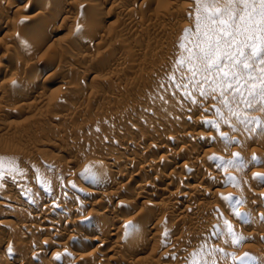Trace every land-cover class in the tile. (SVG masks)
Here are the masks:
<instances>
[{
	"label": "rangeland",
	"instance_id": "rangeland-1",
	"mask_svg": "<svg viewBox=\"0 0 264 264\" xmlns=\"http://www.w3.org/2000/svg\"><path fill=\"white\" fill-rule=\"evenodd\" d=\"M5 1L7 0H0V16L1 14L5 16L0 22H9V29L0 34V40L6 37L2 46L0 45V171L3 175V179H0V252L4 247H9V252L5 254L9 262L6 260L8 263L5 261L1 263L100 264L102 260L101 264H203L211 253V259L216 261V264H234L232 260L224 258V254L229 257L235 256L239 260L247 253L257 258V264H262L264 184L255 177H264V137L247 138L245 135L232 133L229 128L221 125L220 131L239 141V146L234 145L226 149L218 142L217 132L208 130L202 124L204 121H215V116L204 114L195 106L189 113L186 109L174 108L171 105L162 107L159 100L153 102L154 98L167 96L164 88L169 86V77L175 73L177 60L184 55L178 46L182 41L186 42L185 32L194 29L195 26L193 0H178L175 2L176 5L171 4V0H147L149 3L146 5L142 3L143 0H123L125 6L119 3L118 5V0H93L92 3L89 0H66V3L64 0H56V3L59 1L65 7V17H56L57 20L55 18L53 20V15L48 11L34 9L43 0L15 2L13 0L9 9L3 6ZM88 2L96 7H91ZM42 11L45 15L41 17L39 14ZM33 12L39 13L37 22L30 25L32 27L22 28L27 16ZM46 13L54 22L50 21L48 15L46 17ZM130 17H133L134 21L132 26L127 25ZM62 18L69 22L59 24ZM42 19L44 23H41ZM39 25L45 26L42 27L43 31L41 30L43 34L38 32ZM18 27L23 33L22 31L19 33ZM7 37L15 42L16 47L13 42L8 43ZM75 39H83L85 42L79 47L74 46L72 40ZM18 40L22 42L23 45L19 44L23 46L22 48L17 46ZM17 47L20 48V53L16 50ZM30 52L33 53L32 56ZM16 60L21 61L20 65L14 63ZM29 69L34 71L33 73L36 72L35 78L25 74V70L28 73ZM86 70L93 72L88 74ZM160 85H164V88ZM211 103L207 102L205 107ZM254 115L264 118V114L261 113ZM169 125L179 130L178 134L172 135V137L177 135L178 140H184L187 137L186 133H199L200 137L196 139L187 137V140L191 141L197 157L205 154L206 161H209L205 162L202 168L201 163L200 169L197 168L199 171L195 172L198 173V177L204 174L207 176L203 181L196 180L195 184L202 186L200 190L202 193L195 195L187 207L199 208L198 204L203 203L201 205L204 208L199 210L198 219H194V216L191 219L192 211L188 210L179 214L182 219L173 211L171 213L170 210L175 207L172 206L174 201L162 200L158 196V192L165 185L154 186L151 183L158 173L167 176L171 173L170 175H174L170 187L174 190L181 182L179 179L182 176L187 177L185 169L192 165L187 160L192 157L190 152L193 150L183 152L175 142L170 141L169 136H160V130L168 128ZM143 137L146 138V142H142ZM158 139L163 140V143L160 141L162 144H159ZM135 143L164 145L161 153L156 150L149 151L147 148L141 153L142 155L148 152L146 158L152 161V164L155 163L152 165L153 171L149 173L151 175L146 176L147 173L144 172L139 174V160L142 156L140 157V153L138 155L133 153ZM121 146L126 149L120 150ZM179 153L181 158L184 157V163H188L187 168L184 166L182 170L175 168L164 170L156 161L159 156L170 157ZM234 154H238L246 161L243 170L232 166L218 169L212 162L213 157L219 161H231ZM253 157L256 161L252 160ZM131 158L132 162H129ZM112 162L116 165L109 171H103L102 182L123 174L124 177L120 179L128 186L126 192L120 195V199L127 202L131 200L132 206L129 208L134 207L130 210L127 207L128 203H119L114 208V215L121 214L128 222L135 214L139 215L143 211L142 213H147L149 218L140 225L143 230L139 231L137 238L126 236L130 228V224L125 226L126 222L121 226H114H118L120 238L109 236L114 232L109 223L110 231H107L109 234L105 230L99 235L103 236L104 239L102 237L101 239L105 241L100 244L101 246L98 245L99 242L78 245L76 240H84L89 233L80 225L72 224L73 218L86 216L100 205L101 208H105L110 200L105 197L100 199L101 195L108 193L109 196L115 192L110 181L92 186L96 192L95 197L82 195L78 188L91 187L90 182L94 174L97 176L101 171L102 164H113ZM87 169H91V173L82 178ZM135 173L139 176L136 177ZM212 173L220 175L219 192H213L210 188L215 180L209 177ZM145 183L148 185V194L136 200V191H133L135 185ZM129 186L132 188L131 191ZM213 193L216 198L214 196L211 198ZM229 197L233 198L232 202L223 199ZM214 199H217L216 203ZM236 200L240 202L239 212L246 214L243 222L230 214V210L236 207L234 203ZM152 202L159 205L156 207L157 203ZM176 208L177 206L173 209ZM57 212L62 214L59 220L60 235L55 236L47 232L46 234L43 229L45 225H42L41 221L46 216L55 218ZM7 220L12 224L6 223ZM225 220L232 225L234 236L243 239L239 245L233 244V237L227 236L226 229L222 232V239L215 236L218 227L224 229ZM191 226L195 231L194 228L199 226L200 232L194 231L195 234L191 231ZM150 238L154 239L153 246L145 244ZM112 244H117L121 252L117 250L114 253L110 248ZM49 245L50 250L45 251ZM71 245L74 246L73 251L67 249ZM80 246L85 248L81 249ZM19 250L24 251L23 253L26 251L27 256L22 262L20 258L14 262ZM88 252L93 253L92 258L79 257L80 254Z\"/></svg>",
	"mask_w": 264,
	"mask_h": 264
},
{
	"label": "snow or ice",
	"instance_id": "snow-or-ice-1",
	"mask_svg": "<svg viewBox=\"0 0 264 264\" xmlns=\"http://www.w3.org/2000/svg\"><path fill=\"white\" fill-rule=\"evenodd\" d=\"M193 2L194 29L185 32L186 42L182 41L178 46L184 55L176 62L175 73L169 77V86L164 88L160 85L167 96L154 98L153 102L159 100L162 107L171 105L189 113L195 106L203 113L215 116V121L202 124L217 132L218 142L226 149L239 146V141L220 131L221 125L247 138L264 137V118L254 115L264 114V0ZM209 101L212 103L205 107ZM252 160L256 161V158ZM212 162L218 169L232 166L239 170H243L246 163L238 154H234L231 161H219L213 157ZM90 173L91 169H87L82 178ZM0 179H3L2 171ZM255 179L264 184V177ZM223 199L233 201L231 197ZM234 203L236 207L230 210V214L243 222L246 214L239 212L238 200ZM225 229L227 236L233 237V244L243 242L242 238L234 236L233 227L226 220L224 229L218 227L215 236L222 239ZM211 255L208 254L203 264H216ZM224 258L234 264H257V258L247 253L239 260L227 254Z\"/></svg>",
	"mask_w": 264,
	"mask_h": 264
},
{
	"label": "bare ground",
	"instance_id": "bare-ground-1",
	"mask_svg": "<svg viewBox=\"0 0 264 264\" xmlns=\"http://www.w3.org/2000/svg\"><path fill=\"white\" fill-rule=\"evenodd\" d=\"M39 1V0H38ZM66 0H64V2H65ZM70 1H72V0H70ZM75 1V0H74ZM73 1V2H74ZM77 1V0H76ZM90 2L92 1V2H94L93 0H89ZM114 1V0H113ZM149 1V0H148ZM147 0H143L142 1V3H145L144 5H146V4H148L149 2H148ZM186 1V0H185ZM13 2V0H7V1H5V4L3 5L4 7H8V9H9V7H10V5H11V3ZM14 2H15V0H14ZM91 2V3H92ZM127 2V1H126ZM148 2V3H147ZM175 2H178V0H171L170 1V3L171 4H175ZM2 3V2H1ZM66 3V2H65ZM76 3H78V2H76ZM89 3V2H88ZM91 3H89V4H91ZM123 4V0H118L117 1V4ZM27 4V3H26ZM80 4V3H79ZM97 4V3H96ZM118 4V5H119ZM125 4V3H124ZM123 4V6H125ZM13 5V4H12ZM28 5V4H27ZM63 5H64V3H63ZM66 5V4H65ZM88 5V4H87ZM143 5V4H142ZM176 5V4H175ZM14 6V5H13ZM24 6V5H23ZM34 6V5H33ZM93 5L91 4V7H92ZM95 6V5H94ZM93 6V7H94ZM36 8H34V9H36V10H39V11H41V10H45V12L46 11H48L51 15H53V17H52V19L53 18H55L56 19V17H65L64 15H65V7L64 6H62L61 5V3H59V1L56 3V0H43L39 5H37V6H35ZM70 7V6H69ZM96 7V6H95ZM117 7V6H116ZM18 8V7H17ZM22 8H24V7H22ZM71 8V7H70ZM74 8V7H73ZM121 8V7H120ZM1 9H5V8H2L1 7ZM68 9V8H67ZM81 9V8H80ZM84 9V8H83ZM94 9V8H93ZM24 10V9H23ZM69 11H70V9H68ZM5 11H7V10H5ZM10 11V10H9ZM35 11V10H34ZM39 11H37V12H39ZM17 12H18V9H17ZM36 12V11H35ZM43 12V11H42ZM42 12H40V16L41 15H45V13L44 14H42ZM2 13V12H1ZM158 13H160V12H158ZM18 14V13H17ZM37 13H32L31 15H29V16H27V18L25 19L26 21L24 22V24H22V28H25V27H28V26H30V25H33V23H35V22H37V20L39 19L38 17H39V15H38ZM14 15V14H13ZM47 15H48V13H46V17H47ZM20 16V15H19ZM5 16L4 15H2L1 14V16H0V20L1 19H3ZM25 17V16H24ZM42 17V16H41ZM51 17V16H50ZM18 18V17H17ZM44 18V17H43ZM48 18H49V15H48ZM131 18V17H130ZM133 18V17H132ZM132 18L130 19V21H127V25L128 26H132L133 24H134V21L132 20ZM21 19V18H20ZM50 19V21H52V22H54L53 20H51V18H49ZM129 19V18H128ZM12 20V19H11ZM43 20V22H41V23H44V19H42ZM57 20V19H56ZM24 21V20H23ZM47 21V20H46ZM3 22V21H2ZM5 22V21H4ZM17 22V21H16ZM51 22V23H52ZM67 22H69V21H67V19H63L62 18V20H61V22H59V24H63V23H67ZM124 22V21H123ZM8 23L9 22H5V23H1L0 22V34L1 33H3L4 31H6L7 29H9L8 28ZM12 23V22H11ZM39 23V22H38ZM57 23V22H56ZM19 24V23H18ZM17 24V25H18ZM40 24V23H39ZM49 24H50V22H49ZM55 24V23H54ZM139 24V23H138ZM16 25V24H15ZM21 25V24H20ZM35 25V24H34ZM53 25V24H52ZM51 25V26H52ZM125 25V24H124ZM10 26H11V24H10ZM44 26V25H43ZM42 26V27H43ZM137 26V25H136ZM140 26V25H139ZM30 27H32V26H30ZM40 25L39 26H37V29H38V32H41V30L43 29ZM45 27V26H44ZM47 27V26H46ZM50 27V26H49ZM62 27V26H61ZM19 28V27H18ZM36 28V27H35ZM28 29H31V28H27V30ZM45 29V28H44ZM134 29H135V26H134ZM133 29V30H134ZM27 30H26V32H27ZM10 31V30H9ZM19 33L22 31H20V28H19ZM25 31V30H24ZM30 31V30H29ZM34 31H36V30H34ZM43 31V30H42ZM139 31V30H138ZM137 31V32H138ZM38 32H37V34H38ZM14 33V32H13ZM22 33H23V31H22ZM32 33V32H31ZM42 33V32H41ZM44 33V32H43ZM42 33V34H43ZM26 34V33H25ZM33 34H34V32H33ZM40 35V34H39ZM4 36V35H3ZM35 36V35H34ZM82 36V35H81ZM27 37V36H26ZM36 37V36H35ZM75 37V36H74ZM6 38V37H5ZM5 38L4 37H2L1 39L2 40H0V45L2 46V42H3V39L5 40ZM8 39V43L10 42V44L13 42L11 39H9V37H7ZM19 38V37H18ZM17 37H16V39H18ZM22 38V37H21ZM25 38V37H24ZM28 38V37H27ZM72 38V37H71ZM20 39V38H19ZM38 39V38H37ZM70 39V38H69ZM29 40H31V39H29ZM71 40V39H70ZM19 41V43L17 44V46H19V44H22V42L20 41V40H18ZM17 41V42H18ZM6 42V41H5ZM32 42V41H31ZM72 42H73V45L74 46H76V45H78V47H79V45L80 44H82L83 42H85V41H83V39H81V40H76L75 39V41H73L72 40ZM15 42H13L12 44H14ZM4 44V43H3ZM7 44V43H6ZM5 44V45H6ZM26 44V43H25ZM70 44V43H69ZM23 45V44H22ZM21 45V46H22ZM35 45V44H34ZM34 45H32V47L34 46ZM4 46V45H3ZM11 46H13V45H11ZM21 46H19V47H21ZM25 46V45H24ZM14 47H16L15 46V44H14ZM23 47V46H22ZM21 47V48H22ZM26 47V46H25ZM35 47V46H34ZM6 48V47H5ZM29 48V47H28ZM28 48H26V49H28ZM81 48V47H80ZM10 48L8 47V50H9ZM14 49V48H13ZM16 49V48H15ZM14 49V50H15ZM20 49V48H19ZM18 49V47H17V49L16 50H18L19 51V53H20V50ZM24 49V48H23ZM33 49H35V48H33ZM65 49V48H64ZM76 49V48H75ZM25 50V49H24ZM29 50H31L32 52H33V50L32 49H29ZM77 50V49H76ZM10 51H12V50H10ZM22 51V50H21ZM7 52V51H6ZM9 52V51H8ZM15 52V51H14ZM23 52V51H22ZM24 52H26V51H24ZM27 52H29V51H27ZM32 52H30L31 53V56H32ZM10 53V52H9ZM30 53H28V54H30ZM15 54V53H14ZM27 54V53H26ZM25 55V54H24ZM16 56V55H15ZM27 56V55H26ZM11 57V56H10ZM23 57V56H22ZM2 58V57H1ZM27 58V57H26ZM19 59V58H18ZM31 59V58H30ZM13 61V60H12ZM17 62H14L15 64H18V65H20V63H21V61L20 60H16ZM26 61V60H25ZM24 61V62H25ZM27 63V62H26ZM30 63V62H29ZM35 63V62H34ZM23 64H25V63H23ZM22 64V65H23ZM33 64V63H32ZM29 66V65H28ZM17 68H19V67H17ZM26 68V67H25ZM24 68V69H25ZM28 69V68H27ZM30 70V69H29ZM94 70V69H93ZM34 72V71H33ZM31 70L27 73L26 72V70H25V74H29L31 77L33 76L34 78L36 77V75H35V73H33ZM56 72V71H55ZM62 72V71H61ZM86 72H88V74L90 73L91 74V72H93L92 70H86ZM85 72V73H86ZM60 73V72H59ZM57 74V73H56ZM28 75V76H29ZM52 75H53V73H52ZM58 76H59V74H57ZM23 76V75H22ZM55 76V75H54ZM38 77V76H37ZM61 77H63V75L61 76ZM50 78V77H49ZM55 78V77H54ZM20 79V78H19ZM47 79V78H46ZM62 79V78H61ZM16 80V79H15ZM34 80V79H33ZM31 83V82H30ZM43 83V82H42ZM33 88V87H32ZM44 89V88H43ZM40 93V92H39ZM204 114H206V113H204ZM205 117V116H204ZM58 119L60 120L61 118H59L58 117ZM66 119V118H65ZM64 120V119H63ZM198 122V121H197ZM159 131V130H158ZM181 131V130H180ZM157 132V131H156ZM202 132V131H201ZM178 134L179 133V130L176 128V127H172L171 125H169V127L168 128H162V130H160V136H169L168 138H170V141L171 142H175L178 146H179V148H181V150H183V152H184V150L186 151H188V150H193V152H190V154L192 153V157L191 158H188V160L187 161H189L192 165L190 166L189 165V167L190 168H187L186 167V164H188V163H184V157L183 158H181V154L179 153V154H177V155H174V156H170V157H164V156H159L158 158V160H156V161H158V165H161V166H163V168H164V170H169L170 168H175V169H183L184 168V166L187 168V169H185V171H187L186 172V175H187V177H181V179H179V180H181V182L179 183V185L177 186V188L176 189H171V187H170V185H171V181H172V176L174 175H161V174H159L157 171L155 172L156 174H157V176H155L154 177V180L151 182V183H153V185L154 186H159V185H165L164 186V188H162L161 190H160V192H158V196L159 197H161L162 198V200L163 199H165V200H169L170 199V201L171 200H173L174 201V203L172 204V206L173 205H175V207L177 206V208H176V210H174L175 209V207H173L172 208V210H170V212L171 213H175V214H177L178 215V217H180V215H181V213L182 212H186L187 210L188 211H192L191 212V219H192V216H194L193 218L194 219H196L197 217L199 218V214H198V212L200 213V211L199 210H201V209H203L204 207L201 205V204H203V203H199L198 205H199V208H190L189 207V209H187V207L189 206L188 204H191V203H189L190 201H191V199L192 198H195L194 196L195 195H197L198 196V194L200 193H202V192H200V190H201V187L200 186H198L197 184H195V182H196V180L197 179H199L200 181L202 180H204V179H206L205 177L207 176V175H202V176H200V177H198L197 176V174L198 173H196L195 174V172L196 171H199V170H197V168H199V166L201 165V163H202V166H200V168H202L204 165V163L205 162H208L209 163V161H206L207 160V156L205 155V154H203V155H200L201 157H197V153L194 151V149H193V147H192V144H191V141H189V139L187 140V137H190V138H192V139H196V137H198L199 136V133L197 134V133H195V132H192V133H186L185 135L187 136V137H185V139L184 140H178V139H176V136H173L172 137V135H175V134ZM148 134V133H147ZM203 133H201V135H202ZM154 135V134H153ZM152 135V136H153ZM205 135V134H204ZM207 135V134H206ZM145 136V135H144ZM149 136V135H148ZM157 136H159V133H158V135ZM171 136V137H170ZM184 136V135H183ZM203 136V135H202ZM147 137V136H146ZM162 137V138H163ZM181 137V136H180ZM200 137V136H199ZM153 138V137H152ZM155 138V137H154ZM207 138V137H206ZM143 139V141L142 142H146V138L145 137H143L142 138ZM157 139V138H156ZM159 140V139H158ZM204 140H206V139H204ZM150 141V140H149ZM161 139L158 141L159 142V144H162L163 142V140L161 141ZM167 141V140H166ZM165 142V141H164ZM166 143V142H165ZM164 143V144H165ZM124 144V143H123ZM126 144V143H125ZM122 145V144H121ZM120 146V145H119ZM162 146H164V145H156V144H148V145H145V143L143 144V143H135L134 145H133V148H132V151H133V153L134 154H137L138 155V153H140V157H141V159L139 160V168H138V172H139V174H140V172H144L145 174H146V176H148V174L150 173V172H152L153 171V167L154 166H152V165H154V164H152V161H150V160H148L147 158V156L146 155H148V152H147V154H142L141 155V153L143 152V150L144 149H148L149 151H151V150H156L158 153L160 152V151H162ZM195 146H196V143H195ZM128 148V147H127ZM165 148V147H164ZM119 149L121 150H123V149H126L124 146H121V147H119ZM118 149V150H119ZM146 149V150H147ZM156 152V153H157ZM110 153V152H109ZM157 153V154H158ZM161 153V152H160ZM112 154V153H111ZM163 154V153H162ZM176 154V153H175ZM183 154V153H182ZM187 155V154H186ZM112 156V155H111ZM108 157V156H107ZM113 157V156H112ZM111 157V158H112ZM138 157V156H137ZM147 157V158H146ZM187 158V157H186ZM209 158V157H208ZM106 159V158H105ZM114 159V158H113ZM127 161H129V160H127ZM151 162V164H150V162ZM187 161H185V162H187ZM118 162V161H117ZM129 162H132V158H131V161H129ZM113 164H107V163H104V164H102V168H101V171L97 174V176H96V174H94L95 176H94V178L91 180V182H90V186L91 187H83V186H81V187H79L78 189L80 190V193L82 194V195H85V196H91V195H94L93 197H95V195H96V192H95V190H94V188L92 187V186H94V185H100V184H102V183H104V182H108V181H110V185H112V187L114 188V190H115V192H110V193H112V194H109V196L107 195H104V193L102 194V193H100V194H102L101 195V198H100V196H99V198L100 199H104V197H105V199L107 198L108 200H110V203H108L107 205H106V207L105 208H101V205L100 206H98V207H96V209H92L93 211H91V209H90V211L91 212H89L86 216H77L76 218H73V221H72V224H75V225H80L81 227H82V229L84 230V231H88L87 233H89V234H87V233H85V235L87 236V238H85L84 240H76V243H79L78 245H82V246H85V245H90L91 243H93V242H97V244H98V242H99V244L98 245H100L101 243L103 244V242H105V241H103L102 239H101V237L103 238V236H99V235H101V232H104L105 230H106V232L107 231H110V229H109V227L111 228V229H113V231L114 232H112V234H109V232H107L108 234H109V236H114V237H118V235L120 236V234H118V226H116V227H114L115 225H119V226H121V224H123V223H125V226L127 225V224H130V228L128 229V231L126 232V233H128V235L126 234V236H129V238L131 237V238H133L134 239V237L135 238H137V234L139 233V231L142 229L143 230V228H141L140 227V225L141 224H143V223H145V220L147 219V218H149V215L146 213V214H143L142 212H141V214H139V215H137V214H135L134 216V218H132V219H129V221L127 222V221H125V219H124V217H123V215H121V214H116V215H114V208L120 203H128L126 206L129 208L130 206H132V204H130L131 202L129 201V202H127V201H123V200H121L120 199V195L122 194V192H126V188H127V186H128V184L126 183V182H124V180H121L120 178L123 176V174H120V176H116V178H108V180H105L104 182H102V180H103V171L104 170H108L109 171V169H112V168H114L115 167V165H116V163H114V162H112ZM189 163V164H190ZM119 164V163H118ZM126 165V164H125ZM157 165V166H158ZM119 166V165H118ZM134 166V165H133ZM212 167V166H211ZM155 168H156V165H155ZM199 168V169H200ZM123 169V168H122ZM174 169V170H175ZM157 170H159V169H157ZM173 170V171H174ZM180 170V171H181ZM206 170V169H205ZM172 171V172H173ZM184 171V170H183ZM207 171V170H206ZM122 172V171H121ZM120 172V173H121ZM175 172H177V171H175ZM182 172V171H181ZM107 173V172H106ZM183 173H185V172H183ZM204 173V172H203ZM202 173V174H203ZM206 173V172H205ZM211 173V172H210ZM108 174V173H107ZM139 174L138 173H135L134 175L137 177V176H139ZM180 174V173H179ZM119 175V174H118ZM125 175V174H124ZM149 175H151V174H149ZM153 175V174H152ZM177 175V174H176ZM261 175V174H260ZM264 175V174H263ZM133 176V175H132ZM144 176V175H143ZM209 176V175H208ZM124 177V176H123ZM209 177H212L213 179H215L214 180V182L211 184V186H210V188L213 190V192H216V191H218L221 187V185H219L220 184V179H218V177H220V175L219 176H216V175H213V173L211 174V176H209ZM145 179H146V177H145ZM174 179H177V178H174ZM132 180V179H131ZM130 180V181H131ZM141 181V180H140ZM142 181H144V179L142 180ZM148 181V180H147ZM175 182V181H174ZM207 182H208V180H207ZM131 183V182H130ZM141 183H143V182H141ZM173 183V182H172ZM197 183V182H196ZM201 183V182H200ZM89 186V185H88ZM147 183H145V184H143V185H141V184H136L135 185V190H133V191H136V193L135 192H133V193H135V199L137 198V199H141V198H144L143 196L145 195L146 196V194H148L147 193ZM96 188H97V186H95ZM99 188V187H98ZM128 188H131L130 186L128 187ZM173 188V187H172ZM102 188H100V190H101ZM152 189V188H151ZM150 189V190H151ZM98 190V189H97ZM100 190H98V191H100ZM103 190H105V188H103ZM132 190V188L130 189V191ZM159 190V189H158ZM204 190V189H203ZM106 191V190H105ZM104 191V192H105ZM127 191H129V190H127ZM219 192V191H218ZM151 193V192H150ZM123 195V194H122ZM121 195V196H122ZM125 195H126V193H125ZM130 195H131V193H130ZM157 195V194H156ZM155 195V196H156ZM211 195V194H210ZM213 196L215 197V194L213 193V195H212V197L211 198H213ZM11 197V196H10ZM82 197V196H81ZM92 197V196H91ZM97 197V196H96ZM125 197V196H124ZM8 198V197H7ZM216 198V197H215ZM123 199V198H122ZM131 199V198H130ZM134 199V200H135ZM136 199V200H137ZM133 200V201H134ZM194 200V199H193ZM213 200V199H212ZM217 201V199H214V202L216 203V201ZM117 201V202H116ZM210 201V200H209ZM80 202V201H79ZM78 202V203H79ZM107 202V201H106ZM113 202H114V204H113ZM211 202V201H210ZM75 203H77V202H75ZM77 203V204H78ZM100 204L102 203V202H99ZM98 203V204H99ZM155 203H157V202H155ZM154 202H152V204H155ZM50 204V203H49ZM74 204V203H73ZM95 204H96V202H95ZM112 204H113V206H112ZM160 204H162V203H160ZM3 205V204H2ZM72 205V204H71ZM157 205H159L158 203L155 205L156 207H157ZM163 205V204H162ZM197 205V206H198ZM200 205L202 206V207H200ZM211 205V204H210ZM74 206V205H73ZM135 206V205H134ZM153 206V205H152ZM193 206V205H192ZM47 207V206H46ZM45 207V208H46ZM48 208V207H47ZM127 208V210H132L133 208L131 207V208H129L128 209ZM163 208V207H162ZM171 208V207H170ZM206 208H208V207H206ZM205 208V209H206ZM210 208H211V206H210ZM49 209V208H48ZM67 209H68V207H67ZM73 209H74V207H73ZM82 209V208H81ZM195 209H197V211H195ZM51 210V209H50ZM135 210V209H134ZM168 210V209H167ZM65 211H66V209H65ZM68 211V210H67ZM73 211V210H72ZM173 211V212H172ZM193 211H195V212H193ZM212 211V210H211ZM210 211V212H211ZM61 212H64V211H61ZM79 212V211H78ZM138 212H140V211H138ZM145 212V211H144ZM169 211H168V213H170ZM203 212V211H202ZM65 213V212H64ZM113 213V214H112ZM128 213H130L131 214V212H128ZM180 214V215H179ZM186 214V213H185ZM205 214V213H204ZM126 215V214H125ZM133 215V214H132ZM131 215V216H132ZM188 215V214H187ZM197 215H199V216H197ZM55 218H53L52 216H51V218H48V217H50V216H46L45 218L43 217V219H42V221H41V223H42V225H45L44 226V230H45V233L47 232L48 234H53V235H55V236H57V235H60V221L59 220H61L60 218L62 217V214L61 213H56L55 215ZM127 216V215H126ZM189 216V217H190ZM153 217V216H152ZM127 218V217H126ZM151 218V217H150ZM184 218V217H183ZM197 218V219H198ZM158 218H156V220H157ZM180 219H182V217H180ZM193 219V220H194ZM184 220V219H183ZM188 220V219H187ZM177 221V220H176ZM186 221V220H185ZM4 222V221H3ZM184 222V221H183ZM182 222V223H183ZM2 223V222H1ZM6 223H9V225L10 224H12L11 223V221H8L7 220V222ZM109 223H111L110 224V226H109ZM190 223H191V221H190ZM158 224V223H157ZM199 224V223H198ZM15 225V224H14ZM39 225V224H38ZM194 225H195V223H194ZM109 226V227H108ZM145 226H146V224H145ZM200 226V225H199ZM199 226L197 227V228H194V229H196V231L195 230H193V227L190 229L191 231H195V232H200V229H199ZM78 227V226H77ZM108 227V228H107ZM114 227V228H113ZM123 227V226H122ZM187 227V226H186ZM190 227V226H189ZM196 227V226H195ZM30 228V227H29ZM120 228V227H119ZM26 229V228H25ZM187 230V229H186ZM189 230V229H188ZM187 230V231H188ZM204 230V229H203ZM66 231V230H65ZM68 231V230H67ZM99 231V232H98ZM190 231V232H191ZM190 232H188L189 234L188 235H190ZM193 232H191V233H193ZM194 232V233H195ZM46 233V234H47ZM81 233H83V232H81ZM107 233H106V235H107ZM194 233H193V235L192 236H194ZM196 234V233H195ZM84 235V236H85ZM103 235V234H102ZM105 235V236H106ZM249 235V234H248ZM82 236V235H81ZM197 236V235H196ZM125 237V236H124ZM179 237V236H178ZM112 239H113V237H111ZM118 238H120V237H118ZM127 238V237H126ZM58 239V238H57ZM83 239V238H82ZM104 239V238H103ZM105 239H107V237L105 238ZM125 239V238H124ZM108 240V239H107ZM106 240V241H107ZM127 240V239H126ZM129 240V239H128ZM154 239H152L151 240V238L150 239H148L146 242H145V244L146 245H152V243L154 244V241H153ZM181 240V239H180ZM48 241V240H47ZM113 241V240H112ZM129 241H131V240H129ZM172 241V240H171ZM175 241V240H174ZM176 241H178V240H176ZM48 242H51V241H48ZM74 242V241H73ZM129 243V242H128ZM160 243V242H159ZM73 244V243H72ZM144 244V245H145ZM174 244V243H173ZM59 245V244H58ZM73 245H75V244H73ZM73 245H71V246H68V250L69 251H73L74 249V246ZM77 245V244H76ZM97 245V246H98ZM82 246H80V248L82 247ZM101 246V245H100ZM153 246V245H152ZM10 247H11V245H10ZM48 247H50V245L49 246H47V248H46V250L45 251H48V250H50V248L48 249ZM77 247V246H76ZM173 247V246H172ZM23 248V247H22ZM77 248H79V246L77 247ZM76 248V249H77ZM83 248H85V247H83ZM83 248H81V249H83ZM110 248H111V250H113L114 251V253H116V251L118 250V252H121L120 250H121V248L120 247H118L117 246V244L116 245H114V244H112L111 246H110ZM48 249V250H47ZM66 249V250H67ZM87 249V248H86ZM86 249H84V250H86ZM61 251H63L62 249H60ZM83 250V251H84ZM122 250H123V248H122ZM257 250V249H256ZM12 251V250H11ZM20 251V250H19ZM18 251V253L16 254V257L17 258H15L16 260H14V262L15 261H17V260H20L21 259V262H22V260L24 259V257L25 256H27V254H25L26 253V251H25V253H23L24 251H20L19 252ZM57 251V250H56ZM260 251H261V249H260ZM259 250H258V252H260ZM7 252H9V247L8 246H6V247H4V249L3 250H1V252H0V264H3V263H1V262H3V261H5V262H7L8 260L6 259V256H5V254H7ZM54 252V251H53ZM64 252V251H63ZM66 252V251H65ZM68 252V251H67ZM108 252H110V250L108 251ZM46 253V252H45ZM52 253V252H51ZM59 253H60V251H59ZM58 253V254H59ZM72 253H74V252H72ZM111 253V252H110ZM56 254V253H55ZM64 254H66V253H64ZM63 254V255H64ZM78 254V253H77ZM60 255V254H59ZM59 255H57V256H59ZM62 255V256H63ZM69 255V254H68ZM74 255V254H73ZM79 255V254H78ZM77 255V256H78ZM92 255H93V253H86V254H80L79 255V257L80 258H82L83 259V257L85 258H87V259H89V258H92ZM29 256V255H28ZM70 256H72V255H70ZM69 256V257H70ZM75 256V255H74ZM20 258V259H19ZM78 258V257H77ZM80 258H78V259H80ZM7 260V261H6ZM13 260V259H12ZM11 260V261H12ZM11 261H10V263H11ZM24 261V260H23ZM101 261L102 260H100V264H101ZM9 262V261H8ZM7 262V263H8ZM219 262V261H218ZM6 263V264H7ZM12 264V263H11ZM35 264V263H34ZM48 264V263H47ZM50 264H54V263H50Z\"/></svg>",
	"mask_w": 264,
	"mask_h": 264
}]
</instances>
